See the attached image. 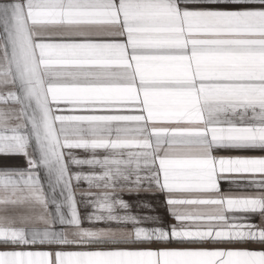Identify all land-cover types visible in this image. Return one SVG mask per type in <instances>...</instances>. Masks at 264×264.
Segmentation results:
<instances>
[{"label":"snow or ice","instance_id":"obj_1","mask_svg":"<svg viewBox=\"0 0 264 264\" xmlns=\"http://www.w3.org/2000/svg\"><path fill=\"white\" fill-rule=\"evenodd\" d=\"M0 264H264V0H0Z\"/></svg>","mask_w":264,"mask_h":264},{"label":"crops","instance_id":"obj_2","mask_svg":"<svg viewBox=\"0 0 264 264\" xmlns=\"http://www.w3.org/2000/svg\"><path fill=\"white\" fill-rule=\"evenodd\" d=\"M236 153H228V152H225V153H222V155H225V156H229V155H235ZM19 164L20 166H24V161H23V158H19ZM222 187L225 191H228L229 190V186L226 182H222ZM234 193H239L241 191H243V189H236V188H233L231 189ZM161 212H163V209H160Z\"/></svg>","mask_w":264,"mask_h":264}]
</instances>
